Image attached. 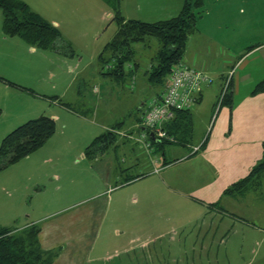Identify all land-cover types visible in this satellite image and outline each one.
I'll return each instance as SVG.
<instances>
[{"label": "rangeland", "instance_id": "obj_1", "mask_svg": "<svg viewBox=\"0 0 264 264\" xmlns=\"http://www.w3.org/2000/svg\"><path fill=\"white\" fill-rule=\"evenodd\" d=\"M228 1L231 5H226ZM26 2L34 12L42 14V17L58 27L66 49H71L74 52L72 56L61 54L62 56H59L58 59L57 56H53L56 54L49 50L36 49V54H29L26 49L28 45L19 40L24 49L20 52L14 51V60L11 59L16 65L32 68L39 66L40 70L43 66L48 67L47 71H52L55 75L52 79L48 78L49 75L43 80L38 79L35 83L36 87H34L36 90L50 96L53 88L58 89L62 81L68 79L78 70L82 73L75 80L73 86V89L81 95V101L77 107L93 109L92 118L96 123L108 124L109 121L120 120L122 121L121 125H124L135 113L141 112V110H136L143 100L141 93L138 95V89L141 88L137 86L133 90L128 79L118 81L101 74L100 63L97 61L98 54L116 30L115 21L111 19L112 10L108 4L102 0H28ZM220 3L224 5V14L226 13L225 6L232 8V26L230 23H224L223 29L232 28L240 34L236 53L239 57L246 45L250 46L259 42L258 40H261L259 38L262 40L264 38V0H205L201 10L205 11V19L211 13L222 12L221 10L214 11ZM248 7L249 10H252L255 24L248 34L243 36L242 34L246 30V16L250 14L247 12ZM149 40L148 47L141 43L133 46V61L138 63V71L141 73L152 61L151 58L159 46L156 40L151 38ZM0 47H3L1 43ZM252 57L250 55L246 58L249 59L245 62V65L249 63L246 72L255 73L256 70L262 69V63L259 58L255 60ZM70 67L72 68L71 74L68 73ZM201 70L206 73L204 69ZM233 71V69H229L225 73L220 91L214 96L212 102V97L208 93L206 95L203 93L201 107L210 108L213 103V113L218 108H228L225 100L221 102V98L225 93V84L229 78L231 79ZM206 75L212 78L210 74L206 73ZM154 87L159 92L162 89L159 85ZM236 90L237 87H232L228 82V93H236ZM23 93L24 95H21L16 92L14 96L9 94L5 97L0 93V102L7 106L0 117V123L10 117V111H21L26 104L27 106L30 104L29 98L26 97L27 94ZM99 97L100 102L98 101ZM91 100L95 101L94 104L90 103ZM144 107L142 106L140 109ZM213 120L214 118L209 127ZM202 127L203 116L196 114L192 119L193 137L190 141L192 144H198ZM99 132L100 127L91 121L86 123L85 120L81 121L66 112H60V118L56 121L55 132L51 136V140L43 147L41 146L42 148L40 147L27 155L28 159H32V162H26L27 164L15 162L0 170V218L4 217L1 224L12 225L13 222L18 224L19 220L17 221V219L20 218L22 222L27 219L26 215L28 219L29 216L32 219L43 216L45 212L55 211L57 216L38 224L40 229L38 239L41 247L53 253L51 264H264L262 261L264 260V222L260 219L262 216H253L252 209H249L255 202L245 200V198L236 200L230 207L232 209H227L236 214L234 216L243 217L242 220L225 218L226 220L223 219V222L218 223L217 228L215 226V230L209 228L211 214L205 217L206 220L204 219L206 225L204 223L202 225L199 221L200 209H197L192 222L187 220L190 223H184L182 227L184 229H176L174 233V231H170V226L175 224V221L170 219L172 215L170 209H155L156 212H151L152 209L145 207L141 210L142 212L146 210L145 214L143 212V215L137 217L132 215L130 219L128 217L125 236L124 233L117 235L114 229H108L107 226L110 219L117 217L119 212L117 209H107L106 212L105 209H86L90 204L82 205L78 209H66L67 212H63V209H41L47 199H51L56 193L61 192L62 185L63 190L70 188L69 180L77 175L74 170L77 166L74 164L85 167V162L79 161L78 158L83 154L87 144L93 140V133ZM167 146L170 144L164 147ZM161 153L160 149L157 152L159 158H162ZM165 157L170 160L168 153ZM57 160L64 161V165L57 167V164L59 165ZM42 161L45 163L41 164ZM65 163L68 165L65 166ZM54 170L59 174L60 179L52 178ZM38 177L44 178V180L36 181ZM77 180L86 185L89 182V177L84 175L74 179V181ZM43 185H45L43 194L36 196L35 191L39 187L42 188ZM59 185L61 187L56 190ZM123 189L126 188L123 187ZM138 190L152 192V197L148 199L151 206L156 195L158 202L166 201L162 197L165 192H159L153 183L141 182ZM57 195L63 200L66 199L65 194ZM125 201L128 205V200L125 199ZM30 206H35L36 209H30ZM52 208H56V202ZM57 210H62V212ZM89 211L92 213V219L86 221L81 216L87 215ZM262 212H264L263 209ZM68 213L77 215L79 223L78 221L74 222L75 217L73 216L71 225L70 218L67 217ZM102 217V226L97 229L101 225ZM134 219L137 220L136 234H133L134 226L131 225L134 223ZM175 220L177 223L179 222V218H175ZM225 223H233V227L230 226L222 230L221 226ZM80 226L81 228L85 227V230L79 238L72 242L75 243L73 245L69 240V235L66 234H71V228L79 229ZM199 227L201 228L199 229ZM120 230L122 231L123 228Z\"/></svg>", "mask_w": 264, "mask_h": 264}, {"label": "crops", "instance_id": "obj_2", "mask_svg": "<svg viewBox=\"0 0 264 264\" xmlns=\"http://www.w3.org/2000/svg\"><path fill=\"white\" fill-rule=\"evenodd\" d=\"M22 1L29 6L28 2H26L28 0ZM182 1L120 0L119 12L125 19L155 22L175 16L181 8ZM226 5H231L230 1ZM223 7V3H220L214 11L221 10L222 12L219 14L211 13L207 19L204 17L205 11L201 12L196 21L197 30L188 37L182 59V63L188 66L200 70L204 69L206 73L212 76L214 81V84L212 81L210 85L203 86L197 102L189 110L191 121L196 114L203 116V127L199 134L198 144H192L191 142L188 144L171 143L170 146L163 147V151L161 150L162 158H159L157 155L159 150L153 144L150 151L146 152L134 140L115 134L113 138L109 137L113 142L107 145L101 153L91 157L85 153V150L83 151L78 160L84 161L85 167L74 164L77 166L74 169L77 175L69 180L68 185H70V188L63 190L62 185V188H60L61 192L56 193L51 199H47L41 209H63V212H67L66 209H78V207L86 204H90L86 209H105V212L107 209H117L119 210L117 217L110 219L107 226L108 229H114L117 235L124 233L125 236L128 217L130 219L132 215L137 217L138 215H143V212L145 214L146 210L141 211L145 207L152 209L151 212H156L157 210L155 209H170V214H172L170 219L175 221V224L170 226V231H174V233L176 229H184L182 228L184 223L192 222L197 209H200L199 221H201L202 225L203 223L206 225L204 222L206 220L205 217L211 214L209 228L215 230V226L217 228L218 223L223 222L225 218L229 219L230 217L231 220H242L241 218L243 217L234 216L236 214L229 212L227 209H232L230 207L236 200L245 198V200L255 202L251 204L249 209H252L251 213L253 216H262L260 219L264 222V212H262V209L264 210V174L258 177L257 182L253 181V185L243 194H223V190L226 187L243 179L261 159L263 153L262 142L264 141V92L251 93L254 85L264 77V38L263 40L259 38L261 39L258 40L259 42L251 44L250 46L253 47L251 50H246L249 47V45H246L238 57L236 53L240 34L232 28L223 29L224 23H230L232 26V8L225 6L226 13L224 14ZM247 12L250 14L246 16V30L242 34L243 36H246L255 24L252 10H249V7ZM39 15L43 16L42 14ZM1 19L2 13L0 17V43L3 47H0V77L6 81L0 80V93L5 97L9 94L14 96L16 92L24 95L23 92H25L30 104L28 106L26 104L21 111H10V117L0 123V141L6 133L18 125L40 115L50 117L56 124V121L60 118V112H66L75 118L81 119V121L85 120L86 123L91 121L97 127H100L99 133H93L94 138L108 132V129L112 128L121 130L124 133H130L133 136L139 133L138 122L141 120L147 102L160 94L163 86L160 92L151 86L147 82L145 75H143V71L142 73L138 71V63L137 68L133 72L135 82L131 89L135 90L137 86L141 88L138 89V95L141 93L143 100L136 109L137 111L141 110V112L135 113L124 125H121L122 121L120 120L117 122H115L116 120L109 121L107 122L108 124L96 123L92 118L93 109L77 107L81 101V95L73 89V86L82 71L76 70L68 79L62 81L58 89L56 87L53 88L50 96L42 94L45 92L36 90L34 88L36 87L35 83L38 79H45L47 75H49L48 78L52 79L55 76L54 73L52 71L48 72V67L45 68L43 66L40 70L39 66L37 68L30 66L20 67L13 62L14 51L20 52L24 47L18 37H8L2 34ZM243 43L246 44L247 42ZM8 46L12 48L9 47L8 49ZM26 49L28 50L27 53L36 54V48L28 46ZM251 51L252 53H250ZM248 53L250 54L248 55ZM54 54L56 55L53 56H57V59L62 56L58 52H54ZM250 55L255 60L259 58L262 63V69L256 70L255 73L246 72L249 63L245 65V62L249 60L246 58L250 57ZM148 66L149 64L146 68ZM229 69L234 70L230 84L232 87H237L236 93L231 94V105L226 109L218 108L215 113L212 112L213 103L210 108L201 107L204 97L203 93L205 95L208 93L212 97V102L214 96L220 91L222 79ZM71 70L72 68L70 67L69 74L72 73ZM98 101L100 102V97ZM94 102V100L90 101L93 104ZM142 106L145 107L140 109ZM5 108L7 106L0 102V117L4 113ZM213 118L212 125L209 127ZM118 123L120 124L115 126ZM101 130L104 131L102 132ZM192 132L193 128L189 137L190 141L193 137ZM206 134L207 137H205ZM186 138H188V135ZM194 147L198 148L192 153ZM166 153L170 155V160L166 159ZM164 161L170 163L163 165ZM26 162H32V159H28L26 156L17 161L19 164ZM57 162L59 163L57 167L64 165L62 160H57ZM43 163L45 162L42 161L41 164ZM66 165L68 164L65 163ZM52 173L53 179H60L56 170ZM84 175L89 177V182L86 185H83L79 180L74 181V179ZM39 179L41 178L38 177L36 181L41 182L44 180V178ZM141 182L153 183L159 192H165L162 197L166 201L158 202L156 195L151 206L148 199L152 197V192L138 190ZM59 187L61 185L57 186L56 190H59ZM121 187L122 189H120ZM123 187L126 189H123ZM43 190H45V185L42 188H37L35 191L36 196L43 194ZM159 192L158 194H161ZM57 194H65L66 199L59 198ZM125 199L128 200V205ZM55 202L56 208H52ZM30 209L36 208L35 206H30ZM58 212H62V210ZM54 213L56 212H45L43 216L32 219L31 216L28 219L26 215L25 218L27 219L24 221L21 222L19 218L17 219V221L19 220L18 224H14V222L11 224L17 230H20L26 226L38 225L42 221L54 218L57 216V213L52 216ZM69 214L71 213H68L67 217L70 218L71 225L74 217V222L78 221L79 223L77 215ZM81 217L89 221L92 219V213L89 211L87 215H82ZM3 218V216L0 218V226H11L2 225ZM175 218H179L178 223ZM187 220L191 221L187 222ZM133 221L134 223L131 224L134 226L133 234H136L137 226L135 225L137 220L134 219ZM100 223L101 225L97 229L101 228L103 217ZM115 225L116 228H114ZM180 225L182 226L180 227ZM81 226L79 229L74 228L73 230L71 228V234H66L69 235L71 243L84 232L85 227L81 228ZM230 226L233 227V223H225V225L221 226V229L223 230ZM117 227H119V230H117ZM122 228L123 230L121 231L120 229ZM39 233L40 229L38 235ZM72 244L75 245V243ZM58 251L61 252L60 250ZM262 261L264 262V260Z\"/></svg>", "mask_w": 264, "mask_h": 264}, {"label": "trees", "instance_id": "obj_3", "mask_svg": "<svg viewBox=\"0 0 264 264\" xmlns=\"http://www.w3.org/2000/svg\"><path fill=\"white\" fill-rule=\"evenodd\" d=\"M102 1L108 4L112 10L111 19L115 21L116 30L113 37L103 46L97 56L101 74L118 81L126 78L129 82L131 76H134L135 82L133 72L137 68V62L133 61V46L141 43L148 47L151 38L156 40L159 46L152 56L149 66L143 71V75L151 86L159 85L160 87L163 86L164 89L171 68L176 63L182 62L188 37L197 30L196 21L202 12L203 0H183L180 10L175 16L155 22L125 19L119 12L120 0ZM0 10L2 13L1 31L5 36L18 37L28 46L36 49L54 51L69 56L74 54L71 49H66L57 26L31 10L22 0H0ZM252 48L249 46L246 50ZM127 63L132 64V70L126 71L124 69ZM107 66L109 68H106ZM210 79L211 82L208 85L213 81L212 78ZM229 79L230 84L231 79ZM0 80L6 81L2 77ZM10 84L14 85L13 83ZM203 86L206 85L201 86L198 96H200L199 93ZM227 90L228 83L224 88L225 93L221 102L225 100L229 107L231 105V92L228 93ZM262 92H264V77L251 90L252 94ZM159 95L153 98H158ZM191 107L175 110L172 117L163 124V129L168 136L173 138V141L163 139L154 142L150 138L151 144L162 151L165 145L171 143L188 144L192 131L189 112ZM54 132L55 123L53 119L46 115H40L25 121L6 133L0 141V170L37 150ZM114 135L109 131L98 135L86 146L85 153L91 157L101 153L107 145L113 142L109 137L113 138ZM187 135L188 138L185 139ZM262 149L261 159L250 169L249 173L243 179L226 187L223 194H243L253 185V181L257 182L258 177L264 174V141L262 142ZM168 163L170 162L164 161L163 165ZM38 232L39 227L36 224L20 230H17L13 225L0 226V264H51L53 253L42 249Z\"/></svg>", "mask_w": 264, "mask_h": 264}, {"label": "built area", "instance_id": "obj_4", "mask_svg": "<svg viewBox=\"0 0 264 264\" xmlns=\"http://www.w3.org/2000/svg\"><path fill=\"white\" fill-rule=\"evenodd\" d=\"M124 69L126 71L132 70V64L127 63ZM210 82V77L202 70L178 62L171 68L159 97L152 98L147 102L145 111L138 123L139 133L136 136L114 128L108 129V131L123 138L134 140L146 152L151 149V139L154 142L163 139L173 141V138L168 136L163 129V124L172 117L175 110L187 109L194 105L201 86L208 85ZM129 83L133 88L134 76H131ZM197 148L194 147L192 152H195Z\"/></svg>", "mask_w": 264, "mask_h": 264}]
</instances>
